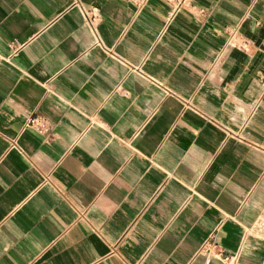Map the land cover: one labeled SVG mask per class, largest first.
I'll list each match as a JSON object with an SVG mask.
<instances>
[{
  "label": "crops",
  "instance_id": "obj_1",
  "mask_svg": "<svg viewBox=\"0 0 264 264\" xmlns=\"http://www.w3.org/2000/svg\"><path fill=\"white\" fill-rule=\"evenodd\" d=\"M174 7L0 0V264H264V0Z\"/></svg>",
  "mask_w": 264,
  "mask_h": 264
},
{
  "label": "built area",
  "instance_id": "obj_2",
  "mask_svg": "<svg viewBox=\"0 0 264 264\" xmlns=\"http://www.w3.org/2000/svg\"><path fill=\"white\" fill-rule=\"evenodd\" d=\"M136 6L142 7L146 4L147 0H131ZM175 1V7L173 9V14L177 12L180 8L188 4V0H174ZM230 44V42H228ZM243 47V46H242ZM31 124L36 126L42 131H46L48 129V125L39 118H34L31 120ZM207 247H209V251L215 250L217 248V244L215 241H210L207 243ZM217 255L222 259V261L225 264H235L238 256H229L226 254H223V252L218 251Z\"/></svg>",
  "mask_w": 264,
  "mask_h": 264
}]
</instances>
